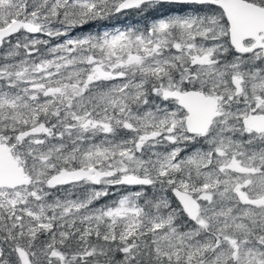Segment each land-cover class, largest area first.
Masks as SVG:
<instances>
[{
	"label": "snow or ice",
	"instance_id": "6c2138e0",
	"mask_svg": "<svg viewBox=\"0 0 264 264\" xmlns=\"http://www.w3.org/2000/svg\"><path fill=\"white\" fill-rule=\"evenodd\" d=\"M0 264H264V0H0Z\"/></svg>",
	"mask_w": 264,
	"mask_h": 264
},
{
	"label": "rangeland",
	"instance_id": "374dc122",
	"mask_svg": "<svg viewBox=\"0 0 264 264\" xmlns=\"http://www.w3.org/2000/svg\"><path fill=\"white\" fill-rule=\"evenodd\" d=\"M139 20V17H137L136 18V20H128V21H125V20H123L122 19V17L120 18V21H111V22H108V23H112V24H120L121 26L123 25V24H126V23H135V22H137ZM93 30H95V29H93Z\"/></svg>",
	"mask_w": 264,
	"mask_h": 264
},
{
	"label": "trees",
	"instance_id": "16d2710c",
	"mask_svg": "<svg viewBox=\"0 0 264 264\" xmlns=\"http://www.w3.org/2000/svg\"><path fill=\"white\" fill-rule=\"evenodd\" d=\"M136 18H137V17H135V16L129 17V18H127V19H125V18L122 17V19L125 20V21H128V20H131V21H132V20H136Z\"/></svg>",
	"mask_w": 264,
	"mask_h": 264
}]
</instances>
